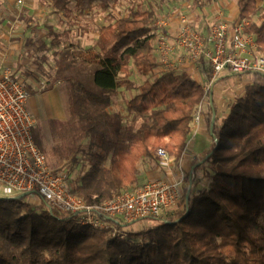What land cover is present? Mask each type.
<instances>
[{"label":"trees","instance_id":"trees-1","mask_svg":"<svg viewBox=\"0 0 264 264\" xmlns=\"http://www.w3.org/2000/svg\"><path fill=\"white\" fill-rule=\"evenodd\" d=\"M70 1L46 0L55 12L68 11ZM98 1L75 0L77 15L92 11ZM258 1L238 0V18L248 21L245 32L264 55V14L252 22L260 13ZM193 4L198 10L206 6L205 0ZM156 20L148 3L102 27L93 50L59 52L42 93L72 83L79 63L96 69L92 84L79 82L68 101L67 112L90 139L88 149L77 150L86 164L71 183L73 193L96 205L129 191L140 182L138 165L158 160L160 148L178 163L192 137L196 110L206 103L209 133L216 115L213 146L197 160L194 174L207 172L210 183L197 191L193 174L188 175L192 188H185L183 207L140 229L134 227L140 220L108 218L103 219L109 228L97 229L50 210L38 197V203L0 197V264H264V74L249 72L243 95L219 118L213 102H206L204 85L191 74L170 70L155 76L160 68L153 46ZM131 63L145 81L128 102L127 120L110 109L120 90L136 88ZM77 159L74 154L71 160L77 164Z\"/></svg>","mask_w":264,"mask_h":264},{"label":"rangeland","instance_id":"rangeland-1","mask_svg":"<svg viewBox=\"0 0 264 264\" xmlns=\"http://www.w3.org/2000/svg\"><path fill=\"white\" fill-rule=\"evenodd\" d=\"M237 2L238 0H205V10H198L194 8V0H99L92 11H88L84 16H78L75 0L70 1L66 12L52 11L46 0H24L21 5L18 4V0H2L0 1V74H12L24 83L31 95H41L57 68L56 63L60 51L64 49L85 52L93 50L102 27L114 25L117 20L129 16L133 11L146 8L148 3L151 4L157 15L153 30V34H155L153 46L154 54L160 61L156 44L158 38L166 35L167 32L157 27V22L167 19L173 14H182L190 18L192 26L196 30L207 34L215 18V16L211 17V7L217 6L218 14L228 19L232 24L238 15L233 11L229 12L228 9L235 11ZM258 4L260 13L253 18L252 22L254 23H259L264 14V0H259ZM130 70L131 80L135 83L136 88L131 91L120 90L110 109L112 112L122 113L127 120L131 118L127 111L128 102L138 94V88L145 81V78L139 75L132 63ZM94 71H96L95 66L79 63L73 71L72 83L61 82L56 85L59 104L57 107L65 111L60 121L58 117L48 119L55 108L43 101H48L46 96H39L37 113L30 111L37 120L34 132L36 144L45 154L49 165L63 170L71 183L84 171L86 164L83 153L77 152V150L79 147L88 149L90 139L84 137L77 120L67 112L68 101L72 94L78 91L79 82L92 84ZM164 71L160 66L155 76H159ZM218 80L212 88L218 83ZM244 80L247 81V79ZM245 81H236L237 85L234 84L232 88L238 86V91L234 92L230 103L242 95ZM208 94L210 97L211 92ZM53 97L51 95L49 100ZM209 97L206 102H209ZM206 104L208 105V103ZM212 146L213 142L210 145V150ZM74 154L78 156L79 163L77 164L71 160ZM157 165L159 166L158 160L154 157L143 160L139 165L140 182L129 191H135L149 182L151 178L147 177V167L154 169ZM178 168L175 165L173 171L177 173ZM190 173H192L190 169L188 172L181 171L175 178L177 179L183 174V199L175 211L184 205L185 188L187 186L192 188V184L189 185L187 181ZM192 179L199 191L208 186L211 176L204 171L194 174ZM2 194L0 185V197L3 196ZM36 199L37 197L29 199V201L38 203L39 200L36 201ZM158 222L156 219L146 218L140 220L139 224L134 227L140 229L156 225Z\"/></svg>","mask_w":264,"mask_h":264},{"label":"built area","instance_id":"built-area-1","mask_svg":"<svg viewBox=\"0 0 264 264\" xmlns=\"http://www.w3.org/2000/svg\"><path fill=\"white\" fill-rule=\"evenodd\" d=\"M24 0H18L21 5ZM209 32L196 30L190 18L173 14L157 22L167 34L157 40L160 66L165 71L183 64L207 61L209 74L204 89L208 94L218 77L226 72L246 76L249 72L264 74V55L252 36L245 32L248 21L229 20L215 13ZM31 92L12 74H0V185L2 197L29 194V199L44 200L50 210L58 209L76 217L80 225L97 229L109 228L103 218L131 223L146 218L163 219L179 208L183 199V174L175 180L151 179L135 191H125L110 200L88 205L73 193L68 175L49 165L36 144L35 116L29 111ZM208 100V99H206ZM203 105L196 110L192 135L202 119ZM162 166L168 167L171 157L157 150ZM114 232L116 230L114 229Z\"/></svg>","mask_w":264,"mask_h":264},{"label":"crops","instance_id":"crops-1","mask_svg":"<svg viewBox=\"0 0 264 264\" xmlns=\"http://www.w3.org/2000/svg\"><path fill=\"white\" fill-rule=\"evenodd\" d=\"M206 7V6H205ZM205 10V8L203 9ZM218 7L214 6L211 7L210 13L211 17L215 16V13L217 12ZM228 11H233L235 14L238 15V6L236 5L235 11L229 10ZM219 13V12H218ZM207 14V12H206ZM238 19V16H237ZM178 71L182 72H187L191 74L195 80L202 84L205 85L207 76L209 74V67L208 65H204L201 62L197 64H183L176 68ZM224 76H220L218 83L214 86L213 90L211 91V95L209 97V102H213V104L216 107L217 110V116L219 118H223L228 115V111L230 109V106L232 103L231 99L234 96V92L238 91V86L235 88H232L234 84H236V81H245L244 79L248 80L247 76H233V74H230L226 72L223 74ZM247 81L246 84L248 83ZM245 84V86H246ZM237 85V84H236ZM232 88V89H231ZM245 89V88H244ZM57 87L53 91L43 93L41 95L36 94V95H31V99L28 104V109L32 113H37L38 112V102H39V96H46V99L48 101L43 100L44 102L50 104L51 107H54L55 110H52V114L48 116V119H51V117H58L59 121L62 119L63 114L65 111H62L59 107H57L58 104V97H57ZM50 95V96H49ZM53 97V99L49 100V97ZM243 95V93H242ZM208 105L204 104L203 105V112H202V119L196 128V133L197 134L195 137L192 136L191 139L189 140V144L186 148V151L182 157V159L176 163L175 160L172 158L171 163L168 167L162 166L160 163V160L158 159V164L154 169L148 168L147 167V177L151 179H156V178H163L166 180H174L178 173L181 171H189L190 169V174H193L194 176V169L197 167L198 163L197 160H200L204 158L209 152H210V145L212 144L213 140L210 136L209 130H208V123H207V118H208ZM140 165V164H139ZM138 165V168L140 167ZM177 165L179 168L177 169V173L173 171V167ZM139 223H137L135 226H137Z\"/></svg>","mask_w":264,"mask_h":264},{"label":"water","instance_id":"water-1","mask_svg":"<svg viewBox=\"0 0 264 264\" xmlns=\"http://www.w3.org/2000/svg\"><path fill=\"white\" fill-rule=\"evenodd\" d=\"M215 120H216V115L215 113L213 114V117H212V122H211V126H210V134L213 136L214 134V125H215ZM216 140V139H215ZM29 196V194H23V195H20V196H17V197H13V198H10L8 197L9 199H16V200H24L26 199L27 197ZM3 198V197H2Z\"/></svg>","mask_w":264,"mask_h":264}]
</instances>
